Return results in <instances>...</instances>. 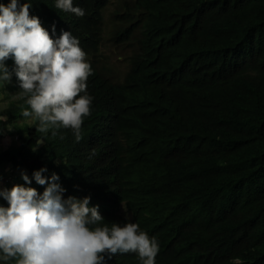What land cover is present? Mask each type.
<instances>
[{
  "label": "trees",
  "instance_id": "1",
  "mask_svg": "<svg viewBox=\"0 0 264 264\" xmlns=\"http://www.w3.org/2000/svg\"><path fill=\"white\" fill-rule=\"evenodd\" d=\"M111 2L112 40L131 46L121 80L99 60ZM55 4L32 0L30 15L50 36L55 25L56 37L79 38L90 115L79 142L70 128L41 132L23 115L16 77L0 81L1 97L17 95L0 111V138L8 126L15 133L0 177L26 172L31 183L20 175L15 185L42 193L33 171L55 172L63 198L89 196L103 223L155 236L156 264H264V0H74L83 17ZM106 264L140 260L118 253Z\"/></svg>",
  "mask_w": 264,
  "mask_h": 264
},
{
  "label": "clouds",
  "instance_id": "2",
  "mask_svg": "<svg viewBox=\"0 0 264 264\" xmlns=\"http://www.w3.org/2000/svg\"><path fill=\"white\" fill-rule=\"evenodd\" d=\"M55 6L85 15L74 0H56ZM31 7L32 0L0 3V81L16 77L18 99L26 98L30 108L23 115L37 119L41 132L70 128L79 142L93 101L87 92L90 62L78 37L64 30L56 37L55 25L50 36L39 17L30 15ZM47 171L41 167L32 173L45 186L42 193L19 184L0 189L7 201V207L0 206V264H106L118 253H135L140 264H156L155 236L135 222L103 223L99 206H90L91 197L63 198L59 175L46 176ZM21 178L31 183L23 172Z\"/></svg>",
  "mask_w": 264,
  "mask_h": 264
},
{
  "label": "rangeland",
  "instance_id": "3",
  "mask_svg": "<svg viewBox=\"0 0 264 264\" xmlns=\"http://www.w3.org/2000/svg\"><path fill=\"white\" fill-rule=\"evenodd\" d=\"M116 2L109 3L103 10V29L101 34V46L99 60L100 63L108 74H111L117 80H121L128 70L129 62L128 56L131 52V46L128 43H115L112 40V36L117 30V17ZM17 97L13 93L4 98L0 95V111L4 108L9 100H14ZM25 122H29L30 118H26ZM12 134V135H11ZM15 139V133L11 126H8L2 131V137L0 138V150L4 149L11 140ZM10 170V167L7 169ZM7 178L0 179V189L11 188L15 185L16 180L20 177L21 171L6 172ZM26 173V172H23ZM11 175V178H9ZM5 176V175H4ZM2 198V197H0Z\"/></svg>",
  "mask_w": 264,
  "mask_h": 264
},
{
  "label": "built area",
  "instance_id": "4",
  "mask_svg": "<svg viewBox=\"0 0 264 264\" xmlns=\"http://www.w3.org/2000/svg\"><path fill=\"white\" fill-rule=\"evenodd\" d=\"M0 179H2V180H3V179H4V177H3V176H1V177H0Z\"/></svg>",
  "mask_w": 264,
  "mask_h": 264
}]
</instances>
